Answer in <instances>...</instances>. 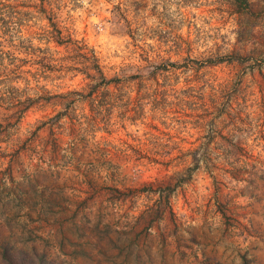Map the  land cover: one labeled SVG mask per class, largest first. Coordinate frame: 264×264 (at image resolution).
<instances>
[{
	"label": "rangeland",
	"instance_id": "obj_1",
	"mask_svg": "<svg viewBox=\"0 0 264 264\" xmlns=\"http://www.w3.org/2000/svg\"><path fill=\"white\" fill-rule=\"evenodd\" d=\"M0 264H264V0H0Z\"/></svg>",
	"mask_w": 264,
	"mask_h": 264
},
{
	"label": "trees",
	"instance_id": "obj_2",
	"mask_svg": "<svg viewBox=\"0 0 264 264\" xmlns=\"http://www.w3.org/2000/svg\"><path fill=\"white\" fill-rule=\"evenodd\" d=\"M55 27H56V26H55ZM55 31H57V28H55ZM55 40L58 41L57 38H55Z\"/></svg>",
	"mask_w": 264,
	"mask_h": 264
}]
</instances>
